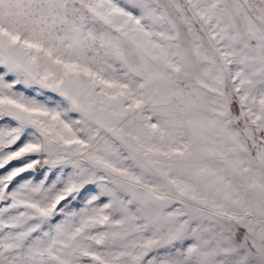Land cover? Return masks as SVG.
<instances>
[{
	"label": "snow or ice",
	"instance_id": "6c2138e0",
	"mask_svg": "<svg viewBox=\"0 0 264 264\" xmlns=\"http://www.w3.org/2000/svg\"><path fill=\"white\" fill-rule=\"evenodd\" d=\"M0 264H264V0H0Z\"/></svg>",
	"mask_w": 264,
	"mask_h": 264
}]
</instances>
